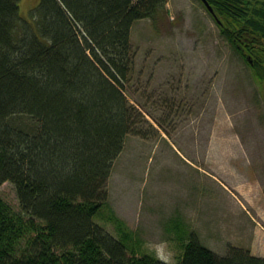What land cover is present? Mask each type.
I'll return each mask as SVG.
<instances>
[{
  "label": "trees",
  "instance_id": "1",
  "mask_svg": "<svg viewBox=\"0 0 264 264\" xmlns=\"http://www.w3.org/2000/svg\"><path fill=\"white\" fill-rule=\"evenodd\" d=\"M19 1L0 0V185L13 182L21 206L0 195V264H169L130 254L94 220L127 135L146 138L148 114L163 125L130 99L131 28L168 0H40L30 21ZM207 1L264 82V0ZM183 247L180 264H264L194 233Z\"/></svg>",
  "mask_w": 264,
  "mask_h": 264
},
{
  "label": "rangeland",
  "instance_id": "2",
  "mask_svg": "<svg viewBox=\"0 0 264 264\" xmlns=\"http://www.w3.org/2000/svg\"><path fill=\"white\" fill-rule=\"evenodd\" d=\"M39 1L20 0L21 17ZM214 16L203 0H168L132 24L130 99L163 125L148 114V136L127 135L94 216L130 254L180 264L194 233L219 255L264 256V82ZM0 195L21 211L13 182Z\"/></svg>",
  "mask_w": 264,
  "mask_h": 264
},
{
  "label": "water",
  "instance_id": "3",
  "mask_svg": "<svg viewBox=\"0 0 264 264\" xmlns=\"http://www.w3.org/2000/svg\"><path fill=\"white\" fill-rule=\"evenodd\" d=\"M209 11L214 15V9L207 0H203Z\"/></svg>",
  "mask_w": 264,
  "mask_h": 264
}]
</instances>
